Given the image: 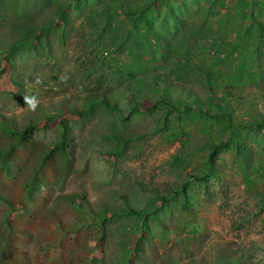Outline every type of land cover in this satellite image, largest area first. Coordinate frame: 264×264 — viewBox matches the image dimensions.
I'll list each match as a JSON object with an SVG mask.
<instances>
[{"label": "rangeland", "instance_id": "obj_1", "mask_svg": "<svg viewBox=\"0 0 264 264\" xmlns=\"http://www.w3.org/2000/svg\"><path fill=\"white\" fill-rule=\"evenodd\" d=\"M109 1L142 7L149 0H0V54L20 36L51 22L58 6L66 7L72 29L66 37L54 36L55 64L41 56L44 52L34 51L8 60L20 82L15 98L0 94V113L21 126L40 122L35 136L47 145L57 140L59 119L48 128L42 115L62 113L85 120L71 123L74 168L64 183L60 175L62 182L54 186L55 193L80 195L84 212L147 208L149 198L169 196L184 180L191 181L188 199L171 200L146 231L137 229L135 219L111 225L97 252L104 263L116 264L131 246L138 249L137 257L130 253L133 264H264V128L246 126L264 121V3L159 0L155 7L159 12L174 10L172 21L182 30L166 32L168 40L160 48L136 44L128 49L127 19L95 12ZM59 32L58 27L49 33ZM99 51L110 52L108 58ZM125 56L147 64L127 76L130 60ZM117 70L124 74L118 82ZM101 100L110 108L101 106ZM160 100L180 102L179 114L166 121ZM216 101L227 106L240 129L235 141L215 157L213 175L196 182L193 178L207 171L210 146L229 141L230 134L223 119L180 114L189 103L206 107L215 117L222 113ZM92 103L95 114L84 115ZM137 104L138 112L125 121ZM117 138L125 139L124 153ZM175 157L187 167L173 166ZM45 231L38 225L40 237ZM1 255L23 259L19 252L13 256L3 250Z\"/></svg>", "mask_w": 264, "mask_h": 264}, {"label": "trees", "instance_id": "obj_2", "mask_svg": "<svg viewBox=\"0 0 264 264\" xmlns=\"http://www.w3.org/2000/svg\"><path fill=\"white\" fill-rule=\"evenodd\" d=\"M158 2L159 0H149L142 7H138L130 1L118 3L116 6L114 1H109L101 8L96 9L95 12L109 19L116 15L124 16L129 27L128 35L136 39L131 44L132 47L142 44L144 49L158 48L164 35L170 32L175 34L182 30L176 20L172 21L176 12L168 11V9L159 12L158 7H155ZM253 2L260 4V2L264 3V0H253ZM65 11V6H58L57 16L51 22L49 20L48 24L38 27L36 32H28V41L21 42V47L30 46L35 40L41 39L42 33H48L51 29L58 27L62 32L55 35L66 37V34L72 29L69 28ZM132 25H134L133 29H131ZM247 31H250V28ZM260 35L264 38V29L261 27ZM13 52L14 50L11 48L0 59V94L15 98L18 93V83L13 80L8 68V60L11 59ZM231 56L235 57V54L231 53ZM206 77L209 81L210 74H206ZM211 90L213 91V89ZM222 100L226 101V96H223ZM160 103L166 107V121L175 113L179 114V110H181L178 108L180 102L171 104L168 100H160ZM216 105L222 113L215 117L211 116L213 112H210L206 107H193L189 103L183 106V112L181 111L180 114L181 116L186 112L187 114L191 113V117L196 114L204 118L223 119L226 123L223 128L230 134L229 141L210 146L207 171L205 174H197L193 178L196 182L208 181L213 175L215 157L219 152L228 148L230 143L235 141L233 136L239 133L240 127L237 128L232 123L231 112L227 110V106H222L219 101H216ZM106 106L110 108L107 104ZM112 110L118 109L112 107ZM137 112L138 104L134 106L132 113L123 119L129 121L131 116ZM41 117L45 121V125L49 127H51L49 123H55L59 119L57 125L59 132L62 131L63 135V141L52 148L48 154L45 151L40 152L42 146L34 139L35 132L41 126L40 122L33 121L28 127H22L15 119H8L0 113V264H27L28 260L31 264H106L100 257L101 255L97 253L105 239L95 241L88 236L96 228L94 226L89 228L84 220L83 214L86 207L81 200L83 198L80 195H55L54 184L57 183L55 174L59 172L60 164L56 160L54 165H50L49 161L61 153L60 160L65 161L69 167L72 150V145L68 142V137L71 134L70 126L67 123L69 118H66L67 116L62 113L60 115L44 114ZM45 125L42 122V126L46 127ZM246 126L254 131H260L264 128V121H255ZM181 134L183 135V133ZM122 141L125 139L118 138V142ZM235 144L240 150V143L235 142ZM171 164L177 168L187 167L184 160L178 157H175ZM66 169L71 170V168ZM190 184V180H184L183 185L175 189L171 195L149 198L147 208H129L120 214L115 213L116 221L124 218L135 219L137 229L146 231L149 221L158 214L160 207L182 195ZM159 199L162 200V204L158 205ZM187 199L185 196L184 200ZM40 209H46L42 217L34 214ZM96 220L102 237H105V229L113 217L108 218L107 213H101ZM38 225L46 229L41 237L38 233ZM3 250L13 256L18 252L23 254L22 261L17 262L13 257L10 260L5 259L1 255ZM137 251V247L131 249V246H126L116 264H133L130 253L135 254V258Z\"/></svg>", "mask_w": 264, "mask_h": 264}, {"label": "clouds", "instance_id": "obj_3", "mask_svg": "<svg viewBox=\"0 0 264 264\" xmlns=\"http://www.w3.org/2000/svg\"><path fill=\"white\" fill-rule=\"evenodd\" d=\"M16 31H17V30H16ZM17 33H18L19 36H20V33H19L18 31H17ZM40 36H41V39H40L39 41H38V40H35L30 46L28 45V46H23V47H21V42H23V41H28V39H27V34H24L22 37L20 36L19 39H18L17 41H15L14 44L11 46V48H13V50H14V52H13V54H12V56H11V59L14 60V59H16V57H23L24 54H25L27 51H34L36 54H38V53H40V52H41V53L44 52V54H41L42 57H45V55H46L47 57H49V58L51 59V62H53L54 64L57 63V58L51 55V52L55 50V40H54V36H56V35H55V34H54V35H53V34H50V33L48 32V33H42ZM168 37H169V35H167V34L164 35V36L162 37V40H161L160 46H159L158 48L162 47V46L167 42ZM126 38H128V39L131 41V43H133V42L136 40L134 37H132V36H130V35H129V36H126ZM33 44H34V46H33ZM11 48H10V49H11ZM133 48H134V47H132L131 45L128 46V49H133ZM10 49H9V50H10ZM9 50H8V51H9ZM8 51H7V52H8ZM7 52H4V53L0 54V59L3 58L2 56H5V54H6ZM99 53H101L102 58H108V56H109L108 54H109L110 52H108V51H99ZM125 57H128L129 60H130V63L127 64V69L125 70V72L127 73V74H126L127 76H133V75H134V71L139 69V68H137V66H143V65L147 64V62L142 61V60H138V59H134L132 56H125ZM11 59H10V60H11ZM24 60H26V59H23L22 61H24ZM8 63H9V62H8ZM8 68H9L10 71L12 72L13 68L11 67L10 64H9V67H8ZM116 72H117V73H116L115 80L118 82L120 78L124 77V74H123L120 70H117ZM129 74H131V75H129ZM13 80H14L15 82H17V83L20 82V80H18V79L16 80V79L13 78ZM108 86L110 87V84H108ZM84 87H86V89H91L90 86H86V85H84ZM99 90H101V89H99ZM88 97H91V96H88ZM88 97H87V98H88ZM83 98H85V96H84ZM105 103H106V102L103 101V100H101V101L99 102V104H100L101 106H104V107L108 108V107L106 106L107 103H106V104H105ZM107 105H108V104H107ZM108 106H109V105H108ZM96 107H97L96 104H95V103H92V104L89 106V109L84 111V115L93 116V115L95 114V109H96ZM111 107H115V106L112 105ZM15 120H16V119H15ZM16 121H17V120H16ZM73 121H75V122H85V120H83V119H79V118H77L76 120H71V118H69V119L67 120V123L69 124L70 129H71V134H70V136L68 137V142L72 145V146H71L72 150H71V155H70V162H69V167H67V163H66L65 161L62 162V161L60 160V157H62V154H61V153H58L54 159H52L51 161H49V164H50V165H54V163H55L56 160H57L58 163L60 164L59 172H57V173L55 174V177H57V183L54 184V186L57 185V184H59L60 182H62V180H60V178H59L60 175L63 177V179H64V180H63V183H64V181L66 180V178H64V177L70 176V174L72 173V168H74L75 158H74V156H73V153H74V149H75V142H74V137H73V124H71ZM17 122H18V121H17ZM18 123H19V122H18ZM19 124H20V123H19ZM29 124H30V123H29ZM20 126H21V125H20ZM22 127H26V126H22ZM58 127H59V126H58ZM48 128H49V126H48ZM38 131H39V129L35 132V134H36ZM62 137H63V135H62V131H61V132H59V133L57 134V140L55 141V143L51 142L50 145H47V144H45V143L39 141V140L36 138V136H34V139H35L37 142H39V143L41 144V146H42V149H41L40 152L43 153V152L45 151L46 154H48L49 151H50L52 148H54L57 144H60V143L63 141V138H62ZM117 142H118V138H117ZM118 143H119L120 151H121L122 153H124V152H125V149H126L127 146H125V147L122 146V145H121L122 142H118ZM66 168H71V170L69 171V170H67ZM54 188H55V187H54ZM186 190H187V189H186ZM186 190H185V192H184L182 195H180V196L185 197V196H186ZM63 193H64V192H62V191H57V192L55 193V195L57 196V195H59V194H63ZM180 196H179V197H180ZM177 198H178V197H177ZM175 199H176V198H175ZM170 202H171V201H169V203H167V204L161 206L160 209H159L158 214L161 212V210H162L164 207H166L167 205H169ZM143 209H144V208H143ZM41 210H43V211H41ZM85 210H86V209H85ZM103 210H104V211H101L100 213L84 212V214H83L84 220H85L86 224L89 226V228H90L91 226H94V227L96 228L91 234H88V236H90V238L93 239V240H95V241L101 240V239H103V238L105 239L106 236H107V234L110 235V226H111V225L117 226V224H116L117 221H116L115 213H119V214H120V213L123 211L122 208L111 209L110 207H105ZM45 211H46V209H40V211L38 212V214H39L38 216H39V217H42V216L45 214ZM101 213H107V214H108V218H112V217H113V220L108 222V225H107V227H106V229H105V231H106V235H105V237H102V234L100 233L99 228H98V221L96 220V218H97ZM158 214H156V215H158ZM153 216H154V215H153ZM126 219H128V218L121 219V220H119L118 222H120V221H122V220H126ZM118 230H119V228H118ZM88 231H89V229H88ZM105 243H106V240L104 241L103 244H105ZM131 259H132V258H131Z\"/></svg>", "mask_w": 264, "mask_h": 264}]
</instances>
